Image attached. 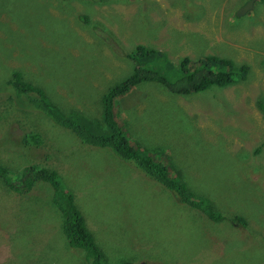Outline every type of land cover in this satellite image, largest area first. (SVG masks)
Wrapping results in <instances>:
<instances>
[{
    "label": "rangeland",
    "instance_id": "374dc122",
    "mask_svg": "<svg viewBox=\"0 0 264 264\" xmlns=\"http://www.w3.org/2000/svg\"><path fill=\"white\" fill-rule=\"evenodd\" d=\"M251 1L252 9L239 16ZM9 3L18 7L15 13L5 8ZM0 5V87L7 89L13 73L21 72L56 107L97 122L103 95L134 71L128 55L139 46L166 53L176 66L204 56L229 59L236 70L245 65V77L228 87L186 96L146 82L118 99L132 143L166 155L174 177L210 200L222 220L180 203L109 151L82 146L10 93L0 98V165L20 175L52 153L46 165L59 173L56 186L75 194L110 264H264V1ZM15 109L23 115L16 117ZM24 126L45 135L43 148L21 145ZM37 189L18 194L0 180V264H89L62 233L50 203L52 185L38 183ZM236 218L244 223L233 224Z\"/></svg>",
    "mask_w": 264,
    "mask_h": 264
},
{
    "label": "trees",
    "instance_id": "16d2710c",
    "mask_svg": "<svg viewBox=\"0 0 264 264\" xmlns=\"http://www.w3.org/2000/svg\"><path fill=\"white\" fill-rule=\"evenodd\" d=\"M83 1L101 4L109 0ZM0 7L2 8L3 5ZM5 8L13 13L18 10L13 3H9ZM85 18L87 20V17ZM33 42L34 40H31L30 43L35 45L36 42ZM128 56L135 64L134 71L103 95L102 122H97L79 112H66L56 107L43 89L28 82L21 72L13 73L7 81V89H4V86L0 87V98L5 95L9 99L10 93L15 101L26 103L36 113L43 114L63 130L72 132L80 140L82 146L109 151L125 165L138 169L147 179L166 187L180 203L202 211L214 221L222 220L223 216L216 213L210 200L194 196V193L189 192L178 177L177 179L174 177L171 173L172 166L166 155L158 150L142 151L139 145L132 143L126 128L120 123L121 118L117 110L118 99L146 82L161 83L170 92L186 96L202 93L216 86L228 87L237 82L239 78L245 77L247 67L242 65L236 70L237 67L233 61L219 59L217 56H204L194 61L185 57L180 66H176L168 60L166 53L144 46H139ZM9 89L11 90L6 92ZM18 108L21 109L19 106ZM15 111L16 117L23 115V111L18 109ZM12 130H16V127ZM18 132L21 145L27 149H41L48 141L43 133L25 126L23 131ZM52 155V153H46L42 156L44 164L27 166L20 175L0 165V180L7 190L18 194L30 191L39 193L38 183L52 185L53 191L49 194L50 203L60 214L62 233L69 246L73 249L88 250L89 254L86 259L89 264H110L96 244L97 241L90 232L87 220L77 204L75 194L62 186H56L60 178L59 173L46 165L52 159ZM76 162L74 158L67 160V163L71 165H76ZM80 165L86 166L82 163ZM232 221L237 225L244 223L241 218ZM118 264L138 263L129 259H121Z\"/></svg>",
    "mask_w": 264,
    "mask_h": 264
},
{
    "label": "water",
    "instance_id": "95a60500",
    "mask_svg": "<svg viewBox=\"0 0 264 264\" xmlns=\"http://www.w3.org/2000/svg\"><path fill=\"white\" fill-rule=\"evenodd\" d=\"M253 4H254L253 1L249 2V3H248V4L242 9V11L239 12V16L243 15L242 12H245V13H246L248 10L252 9Z\"/></svg>",
    "mask_w": 264,
    "mask_h": 264
},
{
    "label": "flooded vegetation",
    "instance_id": "af4514ba",
    "mask_svg": "<svg viewBox=\"0 0 264 264\" xmlns=\"http://www.w3.org/2000/svg\"><path fill=\"white\" fill-rule=\"evenodd\" d=\"M242 16V15H241ZM73 249V248H72ZM79 252H83L85 254V256H87V254H89V251L86 249H79Z\"/></svg>",
    "mask_w": 264,
    "mask_h": 264
}]
</instances>
